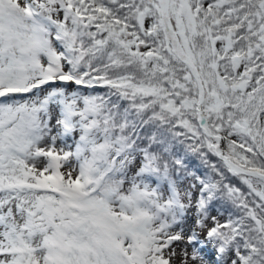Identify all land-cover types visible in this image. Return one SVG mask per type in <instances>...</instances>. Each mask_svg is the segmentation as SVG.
I'll use <instances>...</instances> for the list:
<instances>
[{"label":"snow or ice","instance_id":"1","mask_svg":"<svg viewBox=\"0 0 264 264\" xmlns=\"http://www.w3.org/2000/svg\"><path fill=\"white\" fill-rule=\"evenodd\" d=\"M0 264H264V0H0Z\"/></svg>","mask_w":264,"mask_h":264}]
</instances>
